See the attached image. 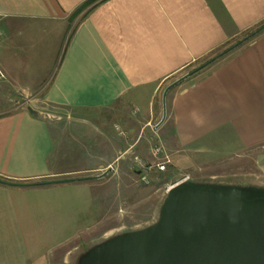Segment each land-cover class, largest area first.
<instances>
[{"label":"crops","instance_id":"1","mask_svg":"<svg viewBox=\"0 0 264 264\" xmlns=\"http://www.w3.org/2000/svg\"><path fill=\"white\" fill-rule=\"evenodd\" d=\"M263 23L264 0H0V178L52 182L0 183V264H60L62 223L124 207L164 157L264 152V32L190 74Z\"/></svg>","mask_w":264,"mask_h":264},{"label":"water","instance_id":"2","mask_svg":"<svg viewBox=\"0 0 264 264\" xmlns=\"http://www.w3.org/2000/svg\"><path fill=\"white\" fill-rule=\"evenodd\" d=\"M236 189L176 183L155 226L90 249L80 264H264V196Z\"/></svg>","mask_w":264,"mask_h":264},{"label":"rangeland","instance_id":"3","mask_svg":"<svg viewBox=\"0 0 264 264\" xmlns=\"http://www.w3.org/2000/svg\"><path fill=\"white\" fill-rule=\"evenodd\" d=\"M149 139L150 142L155 140V142L152 141L154 142L151 145L152 149L161 145L159 135L152 134ZM176 162L170 160L163 172L155 169V172L151 175L144 176L147 183L134 176L136 184L133 186V197L130 200H125L124 207L105 209L102 206V209L95 208L93 215L88 217L86 221L79 217L76 223L66 225L62 223L63 235L74 233L78 234V238L70 244L74 243L73 245H76L72 255H62L60 264H80L82 253L97 248L100 244L111 241L116 237L137 232L147 225L152 226L156 220L159 222L160 207L167 197V191L180 181L187 182L190 185L243 189L249 195L264 196V152L262 148L238 157L231 156L221 160L197 161L194 162L195 165L192 162H185L184 164ZM54 183L57 182L54 181ZM107 193L111 195L110 191ZM113 193L118 194L117 190ZM101 215L102 219H99ZM96 221L99 222L95 223ZM87 226L90 227L85 230L84 228ZM106 230L110 231L100 237V233ZM90 232L94 233L95 237L89 239L84 235ZM67 248L70 249L71 246ZM65 250L66 248L62 249V254Z\"/></svg>","mask_w":264,"mask_h":264},{"label":"trees","instance_id":"4","mask_svg":"<svg viewBox=\"0 0 264 264\" xmlns=\"http://www.w3.org/2000/svg\"><path fill=\"white\" fill-rule=\"evenodd\" d=\"M262 32H264V23L262 25H260L259 27H257L256 29H254L251 32H249L246 36H244L241 40L237 41L235 44L227 47L222 52L218 53L217 55L213 56L212 58H210L209 60L204 62L198 68H196L192 72H190V74L196 73L197 71H199L202 68L206 67L208 64H210V63L214 62L215 60L221 58L222 56L226 55L227 53H229L233 49H235V48L243 45L244 43L250 41L251 39H253L254 37L258 36ZM79 180H81V179H73L71 181H79ZM0 183L9 184V185L39 186V185L51 184L52 182L43 181V182H37V183H33V184H16V183H13V182H10V181H6V180H3V179L0 178Z\"/></svg>","mask_w":264,"mask_h":264},{"label":"built area","instance_id":"5","mask_svg":"<svg viewBox=\"0 0 264 264\" xmlns=\"http://www.w3.org/2000/svg\"><path fill=\"white\" fill-rule=\"evenodd\" d=\"M0 77H1V75H0ZM152 153H153L154 157H159L162 155V148L156 147L153 149ZM134 160H135L137 165L143 166V163L141 162V160H139L138 158H135ZM169 162H170V160L167 157H164V159L162 161L158 162L155 165L156 170L159 172H163L166 169V165L169 164ZM142 181L147 183V180L144 176H142ZM180 182H183V181H180Z\"/></svg>","mask_w":264,"mask_h":264}]
</instances>
